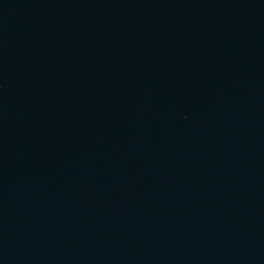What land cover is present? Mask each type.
Segmentation results:
<instances>
[{"label": "water", "instance_id": "1", "mask_svg": "<svg viewBox=\"0 0 264 264\" xmlns=\"http://www.w3.org/2000/svg\"><path fill=\"white\" fill-rule=\"evenodd\" d=\"M0 264H264V0H0Z\"/></svg>", "mask_w": 264, "mask_h": 264}]
</instances>
